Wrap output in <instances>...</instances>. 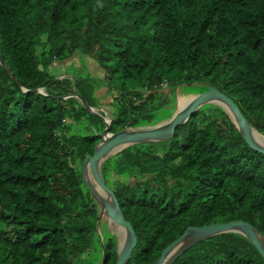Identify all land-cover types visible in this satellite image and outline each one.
Returning a JSON list of instances; mask_svg holds the SVG:
<instances>
[{
  "label": "trees",
  "instance_id": "obj_1",
  "mask_svg": "<svg viewBox=\"0 0 264 264\" xmlns=\"http://www.w3.org/2000/svg\"><path fill=\"white\" fill-rule=\"evenodd\" d=\"M0 55L19 83L0 66V264L117 263L81 177L105 125L74 89L118 133L171 118L181 86H213L264 136V0H0ZM102 176L137 237L128 264H154L190 227L244 221L264 236V156L217 106ZM172 264L264 260L224 234Z\"/></svg>",
  "mask_w": 264,
  "mask_h": 264
},
{
  "label": "water",
  "instance_id": "obj_2",
  "mask_svg": "<svg viewBox=\"0 0 264 264\" xmlns=\"http://www.w3.org/2000/svg\"><path fill=\"white\" fill-rule=\"evenodd\" d=\"M0 66L8 72L13 82L19 86V83L10 72L1 55ZM184 86L192 87L193 85ZM205 87L207 90L204 93L200 95H190V101L180 110L177 108L171 118L166 121L159 122L153 126L128 128L118 133H111L112 121L107 117V113L102 109L89 107L81 96L76 93V89H74L75 94L72 97L75 98L88 113L98 117L105 125L104 130L100 134L101 140L95 146L93 154L86 156L81 166V177L92 199L100 210L98 234L100 236L102 249L104 248L100 229L102 217H108L111 222L124 232L122 244L119 241V236L111 232L117 239L116 264H128L137 245V237L131 224L125 220L114 193L106 186L103 179L102 165L109 158L135 145L153 144L171 140L177 128L187 124L193 114L208 105L221 108L229 116L231 122L237 128L242 140L247 146L257 154L264 156V145L259 144L255 140V135L263 136L251 126L238 106L229 97L220 93L215 87L207 85ZM22 90L26 92L24 89ZM42 91L34 90L32 92L42 94ZM224 234H237L244 237L252 244L264 260V236L250 224L244 221H236L188 228L180 238L163 250L160 258L154 264H172L190 247L204 240Z\"/></svg>",
  "mask_w": 264,
  "mask_h": 264
},
{
  "label": "rangeland",
  "instance_id": "obj_3",
  "mask_svg": "<svg viewBox=\"0 0 264 264\" xmlns=\"http://www.w3.org/2000/svg\"><path fill=\"white\" fill-rule=\"evenodd\" d=\"M60 69V71H62L63 70V68L61 67V68H59ZM91 71L94 73V74H97L98 76L100 75V73H99V71H98V69L96 70V69H93V67H92V69H91ZM62 78V77H61ZM186 88H189V89H191V91H187L186 90ZM43 92V91H42ZM191 92V93H190ZM179 93V94H178ZM203 92H201V90L199 89V87H197L196 85H193L192 87H186V86H182V87H179V88H177V90H176V103H175V110L179 107V96H183L184 97V99L186 98V99H189L190 100V95H200V94H202ZM43 95H45L44 94V92L42 93ZM175 110H174V112H175ZM173 112V113H174ZM173 115V114H172ZM107 117L109 118V119H111L110 117V115H108L107 114ZM164 121H166V120H162V121H160V122H164ZM198 123H199V127H202V126H204V125H206V123H207V119H205V117H200L199 118V121H198ZM264 137V136H263ZM164 143V142H163ZM142 147V149L145 147V146H147V144H140V145H137V147ZM113 157H111V158H109L108 160H110V159H112ZM107 160V161H108ZM107 161L105 162V165H106V163H107ZM110 167V166H109ZM109 167H108V169H109ZM115 179V177H113V180ZM104 219V220H103ZM102 224H101V226H102V228L103 229H106L107 231H109L110 233L111 232H113V233H116V234H118L114 229H113V227L108 223V221L106 220V218H102ZM118 236H119V238H120V235L118 234ZM116 241H117V239H116ZM120 241V240H119ZM76 264H86V262H77Z\"/></svg>",
  "mask_w": 264,
  "mask_h": 264
},
{
  "label": "bare ground",
  "instance_id": "obj_4",
  "mask_svg": "<svg viewBox=\"0 0 264 264\" xmlns=\"http://www.w3.org/2000/svg\"><path fill=\"white\" fill-rule=\"evenodd\" d=\"M179 94V93H178ZM180 98H179V107H178V109L180 110L183 106H185L190 100L189 99H184V97L183 96H179ZM255 140L259 143V144H261V145H264V138L263 137H261V136H257V135H255ZM106 218V220L108 221V223L113 227V229L120 235V243L122 244V242H123V237H124V232L122 231V230H120L119 229V227L118 226H116L113 222H111L109 219H108V217H105ZM117 234V235H118Z\"/></svg>",
  "mask_w": 264,
  "mask_h": 264
}]
</instances>
